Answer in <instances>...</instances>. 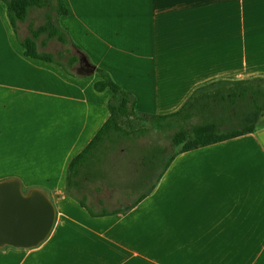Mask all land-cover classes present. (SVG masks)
<instances>
[{
    "label": "crops",
    "instance_id": "crops-1",
    "mask_svg": "<svg viewBox=\"0 0 264 264\" xmlns=\"http://www.w3.org/2000/svg\"><path fill=\"white\" fill-rule=\"evenodd\" d=\"M62 2L60 26L139 113H174L215 82L264 79V0ZM20 25L16 34L0 1V182L43 191L56 216L37 247L0 248V264H264V122L177 154L157 183L124 171L79 181L92 217L66 181L108 119L111 92L94 90L96 74L71 77L27 56Z\"/></svg>",
    "mask_w": 264,
    "mask_h": 264
},
{
    "label": "trees",
    "instance_id": "trees-1",
    "mask_svg": "<svg viewBox=\"0 0 264 264\" xmlns=\"http://www.w3.org/2000/svg\"><path fill=\"white\" fill-rule=\"evenodd\" d=\"M0 1L6 6V15L16 34L17 25L26 22L32 8L47 9L44 23L36 28L28 25L29 35L19 39L27 56L54 64L71 77L82 78L96 74L99 79L93 84L94 90L111 92L107 104L108 119L87 146L71 160L66 181V195L80 202L92 217L100 215L94 214L77 198L75 191L80 189L79 181L108 180L111 173L103 166L104 154L114 158L110 154L118 141L131 139L139 134L143 136L146 132L143 123L149 121L151 128L159 132L173 130L170 141L179 149L175 150L155 178L150 171L157 168L164 155V150L157 146L147 151L149 155L134 157L132 162L137 165V169L129 172L125 170L124 174L127 178H136L139 183L151 180L152 177L157 183L177 154L251 133L264 112V79H252L219 81L203 86L194 91L179 110L168 115L139 113L135 110V97L123 90L107 71L93 65L86 54L73 43L67 31L60 26L59 18L67 13L62 0ZM49 41L58 42L64 46L63 50L56 53L40 51L39 48L45 47ZM83 60L90 68L84 65ZM75 67L78 68L76 72L70 71ZM193 120L195 122L191 123ZM224 127L232 129L219 131ZM152 189L153 187L143 193L138 201ZM116 213L119 212L110 214Z\"/></svg>",
    "mask_w": 264,
    "mask_h": 264
},
{
    "label": "water",
    "instance_id": "water-1",
    "mask_svg": "<svg viewBox=\"0 0 264 264\" xmlns=\"http://www.w3.org/2000/svg\"><path fill=\"white\" fill-rule=\"evenodd\" d=\"M55 216V208L43 191L33 189L25 194L17 180L0 182V248L37 247L50 234Z\"/></svg>",
    "mask_w": 264,
    "mask_h": 264
},
{
    "label": "rangeland",
    "instance_id": "rangeland-1",
    "mask_svg": "<svg viewBox=\"0 0 264 264\" xmlns=\"http://www.w3.org/2000/svg\"><path fill=\"white\" fill-rule=\"evenodd\" d=\"M47 9H38L32 8L28 14V18L25 23L20 25L19 37L23 39L25 36L29 35L27 31V26L31 25L34 28L38 27L39 25L44 23V17ZM64 46L59 44L56 41H51L48 46L40 47V51L45 52H52L56 53L57 51L63 50ZM78 68H73L70 71L76 72ZM193 120L191 123H194ZM264 122V114L258 120V123ZM143 128L146 130L145 134L141 136L140 134L136 137H132L131 139L127 140H120L118 143L113 147V152H111V157H107L106 154L103 156V166L110 170V175L115 176L117 171H127L129 172V162L134 157H138L142 155L144 152L148 151L150 148L157 146L162 148L164 151V160L167 159V156H171L175 150L179 149V147H175L171 144L170 137L173 133V130L169 131H155L151 128V123L145 122L143 123ZM227 129H232L228 127L221 128L219 131H225ZM163 160V159H162ZM163 160V162H164ZM166 161V160H165ZM161 171L160 164H158L157 168L154 169V178L157 174ZM128 203V202H126Z\"/></svg>",
    "mask_w": 264,
    "mask_h": 264
}]
</instances>
